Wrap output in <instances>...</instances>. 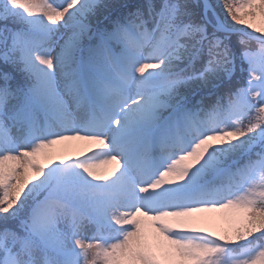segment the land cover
Wrapping results in <instances>:
<instances>
[{
	"label": "snow or ice",
	"instance_id": "6c2138e0",
	"mask_svg": "<svg viewBox=\"0 0 264 264\" xmlns=\"http://www.w3.org/2000/svg\"><path fill=\"white\" fill-rule=\"evenodd\" d=\"M0 264H264V0H0Z\"/></svg>",
	"mask_w": 264,
	"mask_h": 264
}]
</instances>
